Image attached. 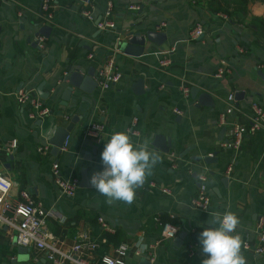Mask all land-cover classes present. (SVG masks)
Segmentation results:
<instances>
[{
    "label": "crops",
    "instance_id": "0c3cea01",
    "mask_svg": "<svg viewBox=\"0 0 264 264\" xmlns=\"http://www.w3.org/2000/svg\"><path fill=\"white\" fill-rule=\"evenodd\" d=\"M42 1L0 0V173L12 181L11 198L25 188L40 200L49 212L47 228L63 248L78 231L92 238L104 236L106 241L86 255L89 262L126 244V264H137L140 257L149 264H202L206 257L198 236L208 226L209 213L232 211L239 216L238 230L250 246L244 250L248 264H264V254L252 249L258 243L257 216L264 210L263 133L246 134L239 148L223 147L227 134L217 125L220 112L230 121L248 124L251 100L264 112V4L242 3L228 12V0H111L109 19L114 26L99 28L96 22L103 19L108 0H90L93 19L80 14L83 0H49L46 10ZM196 22L203 24L204 32L189 39L188 31ZM43 26L50 28L47 35L40 31ZM129 30H152L159 43L146 40L141 54H125L117 43ZM38 36L43 37L40 43ZM110 57L122 72L113 86L91 91L73 86L63 99L71 71L85 72L93 66L95 74ZM163 58L169 62L162 64ZM221 66L228 72L214 76ZM138 79L141 86L134 83ZM19 88L38 95L40 90L49 113L31 119L27 106L15 98ZM192 88H197L194 95ZM232 91L234 98L228 100ZM236 92L241 93L235 98ZM201 93L207 95L199 101ZM174 107L181 113H173ZM133 117L138 134L128 129ZM72 119L66 147L53 152L49 139L57 126ZM93 120L103 124L98 139L85 134ZM124 130L134 143L150 140V148L161 158L137 189L133 203L109 202L90 185H79L71 198L61 195L53 182L52 162H59L62 176H78L80 182L84 171L89 182L103 168L101 153L111 134ZM156 135L167 149L153 144ZM12 139L15 146L10 145ZM46 144L45 151L37 149ZM214 150L216 159L204 161ZM200 174L205 176L201 182ZM151 181L155 186L149 185ZM200 187L210 197L206 209L190 204ZM98 216L113 231L103 230ZM163 222L177 224L185 232L180 246H174L173 238H161ZM190 242L197 244L192 257L186 252ZM138 247L143 248L140 255L134 253ZM15 252L8 230L1 226L0 264ZM29 253L34 261L44 257L43 264L50 262L44 250L32 247Z\"/></svg>",
    "mask_w": 264,
    "mask_h": 264
},
{
    "label": "built area",
    "instance_id": "2783aa9c",
    "mask_svg": "<svg viewBox=\"0 0 264 264\" xmlns=\"http://www.w3.org/2000/svg\"><path fill=\"white\" fill-rule=\"evenodd\" d=\"M49 0H43L41 8L43 10L49 9ZM131 9L137 8L135 4H129ZM93 3L90 0H83L82 6L79 9L81 15L88 19H93ZM112 11V2L108 0L105 4L103 11V19L97 22L99 28H112L114 22L109 19V15ZM221 16H225L219 13ZM47 19H50L51 13L46 11ZM204 32V27L201 22H196L188 31L187 37L194 39L200 37ZM43 37L38 36V43L42 41ZM88 57H92V54H88ZM168 58L161 59L162 64H167ZM228 70L223 66L218 67L214 76L221 77ZM66 73V72H65ZM122 76V72L119 66L116 64L113 57L108 58L105 63L94 74V79L97 83L99 90H106L113 86ZM183 93L188 94V88H183ZM15 98L18 103L27 106L28 116L31 119L42 118L48 114L50 109L43 103V99L33 92L32 90L19 88L14 92ZM228 100H233L234 92H230L227 96ZM172 112L180 114L179 108H172ZM263 108L255 100H251L248 105V124H242L238 120H228L225 112H220L217 117V125L219 127H225L227 134L226 140L221 141L223 147L239 148L244 136L246 134H254L257 131L263 133V146H264V122H263ZM137 117H133L129 126V131L138 134L136 128ZM103 132V124L97 120L89 122L85 128V134L98 139ZM68 138L63 139L60 149L66 147ZM11 146L16 145V140L12 139ZM48 148V144L44 146H38L39 151H45ZM53 182L57 186L61 195L67 198H71L75 195V192L79 186L78 176L64 177L60 173V166L57 160L51 164ZM205 179L203 174L198 176L199 182ZM150 186H155L154 182H149ZM12 181L6 175L0 173V227L5 226L8 230V238L12 240L16 239V243L30 248L46 251V258L52 264H61L64 260H69L75 264H126L127 245L120 244L114 248L113 254H101L97 262H89L86 259V255L94 252L98 249L102 242L106 241L104 236L100 238H92L86 231H78L73 241L66 247H62L56 237L49 231L46 225V218L49 214L47 209L43 206L42 202L34 197V195L27 189L23 188L19 191L16 199L11 198L10 189ZM162 192L169 193L167 187L161 188ZM210 203V197L208 193L200 187L195 195L190 198V204L198 209H206ZM64 220V218H61ZM97 221L106 231H113V227L110 226L101 216L97 217ZM257 236L258 243L253 246V251L256 254H264V210L257 216ZM179 225L170 222H163L161 225L160 236L161 238H174L179 232ZM157 241L155 242V244ZM155 244L149 246L153 248ZM247 248L249 244L246 242ZM195 242L186 244V252L189 257L196 254ZM143 248L138 247L134 250L135 254H142ZM149 260H153L150 257ZM180 264H189L187 261Z\"/></svg>",
    "mask_w": 264,
    "mask_h": 264
},
{
    "label": "clouds",
    "instance_id": "9594fccd",
    "mask_svg": "<svg viewBox=\"0 0 264 264\" xmlns=\"http://www.w3.org/2000/svg\"><path fill=\"white\" fill-rule=\"evenodd\" d=\"M160 159L150 148V140L134 143L129 131H115L101 153L103 168L91 175L89 184L109 202L131 205ZM209 216L208 226L198 236L206 257L202 264H248L244 255L247 244L238 230L239 216L232 211L210 212Z\"/></svg>",
    "mask_w": 264,
    "mask_h": 264
},
{
    "label": "water",
    "instance_id": "95a60500",
    "mask_svg": "<svg viewBox=\"0 0 264 264\" xmlns=\"http://www.w3.org/2000/svg\"><path fill=\"white\" fill-rule=\"evenodd\" d=\"M49 30L50 28L48 26H43L40 29L41 33L45 35L48 34ZM157 36L159 35H157L152 30H145V31L129 30L128 32H126L124 36L125 38H123L117 43L118 49L125 54L137 56L142 53L143 46L146 40L150 42H154V43H159V41L156 38ZM94 70L95 68L93 66H90L85 72H81L78 69L71 71V73L68 76V81L70 85L65 88L64 90L65 96H63V99L67 98V94L70 93L73 86L80 87L82 89L89 90V91L93 90L97 86V83L94 79ZM134 83L137 86H141L142 80L138 79ZM38 92L41 97H46L44 94H41L40 90H38ZM196 92H197V88L191 89L192 95L196 94ZM238 93H241V92H236L235 98L238 95ZM206 95H207L206 93L199 94V97H198L199 101H201V98ZM73 122L74 121L72 119L71 122L64 127L62 126L56 127L53 136L49 139V143H51L52 145L53 152L60 151V147L62 146L63 139L68 135L69 131L71 130L73 126ZM224 132H225V127H222L221 133L224 134ZM158 141L163 142V138L156 135L153 144L159 145V147L163 149H167L166 148L167 146H164L165 143L162 144L163 145L162 146L161 144L158 143ZM217 153H218V150H214L211 153V155L204 156V161L208 162L210 159H213V158L216 159ZM79 185L81 186L90 185L89 182H87V178H86L84 171H82L81 173ZM184 236H185V232L179 231L178 234L173 238L174 246H180ZM12 244L16 246V252L14 255H12L9 258L8 261L3 262V264H43L46 261L44 257L39 258L36 261L31 259V256L29 253L30 247L17 244L15 238L12 239ZM47 264H52V263L49 262ZM137 264H149V262L147 259H145V257H140V260Z\"/></svg>",
    "mask_w": 264,
    "mask_h": 264
},
{
    "label": "rangeland",
    "instance_id": "374dc122",
    "mask_svg": "<svg viewBox=\"0 0 264 264\" xmlns=\"http://www.w3.org/2000/svg\"><path fill=\"white\" fill-rule=\"evenodd\" d=\"M241 4H242L241 0H228L227 5L229 6L231 5L229 7L228 12L239 9L238 7H242Z\"/></svg>",
    "mask_w": 264,
    "mask_h": 264
},
{
    "label": "trees",
    "instance_id": "16d2710c",
    "mask_svg": "<svg viewBox=\"0 0 264 264\" xmlns=\"http://www.w3.org/2000/svg\"><path fill=\"white\" fill-rule=\"evenodd\" d=\"M253 1H260L261 3L264 4V0H241V2L243 3V5H246L249 2H253Z\"/></svg>",
    "mask_w": 264,
    "mask_h": 264
}]
</instances>
